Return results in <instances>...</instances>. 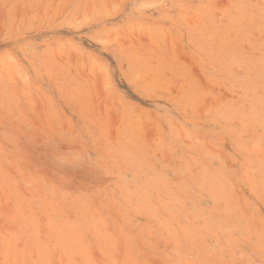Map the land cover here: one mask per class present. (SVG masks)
Returning <instances> with one entry per match:
<instances>
[{
	"label": "rangeland",
	"instance_id": "374dc122",
	"mask_svg": "<svg viewBox=\"0 0 264 264\" xmlns=\"http://www.w3.org/2000/svg\"><path fill=\"white\" fill-rule=\"evenodd\" d=\"M0 264H264V0H0Z\"/></svg>",
	"mask_w": 264,
	"mask_h": 264
},
{
	"label": "bare ground",
	"instance_id": "6f19581e",
	"mask_svg": "<svg viewBox=\"0 0 264 264\" xmlns=\"http://www.w3.org/2000/svg\"><path fill=\"white\" fill-rule=\"evenodd\" d=\"M263 75V74H262ZM263 79V78H262Z\"/></svg>",
	"mask_w": 264,
	"mask_h": 264
}]
</instances>
